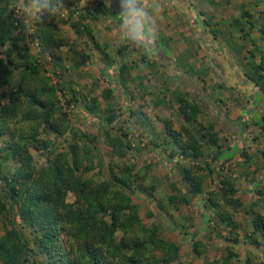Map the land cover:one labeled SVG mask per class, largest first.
Segmentation results:
<instances>
[{"label":"trees","instance_id":"16d2710c","mask_svg":"<svg viewBox=\"0 0 264 264\" xmlns=\"http://www.w3.org/2000/svg\"><path fill=\"white\" fill-rule=\"evenodd\" d=\"M64 3L65 13L61 10L51 18L33 20L28 31L15 5L0 0V264H182L179 242L162 236V223L147 225L143 210L147 219L161 217L171 229L179 228L180 236L190 234L192 254L200 259L207 245L195 231L188 230L196 229L190 216L176 215L195 200H201L203 211L211 214L206 221L207 240L213 234L226 242L223 253L204 258L202 264L235 263V246L240 244L243 229L234 217L241 210L249 216L251 226L244 241L264 247V186L256 184V200L245 206L238 196L239 178L231 165L225 166L228 159L221 160L226 140L219 112L208 114L181 87L162 88V95L153 98L149 84L156 75L157 61L143 51L133 59L129 44L117 45L112 54L110 45L97 38L96 24L108 14L105 2L98 0L91 8L81 0ZM256 14L255 21H262L258 38L264 45V8ZM251 20L252 14L242 10L227 27L250 38L255 47L251 36L255 21ZM204 23L214 37L221 33V22ZM68 31L74 40L67 39ZM162 41L171 43L169 38L156 40ZM78 46L83 50L78 51ZM92 49L97 51L95 65L101 76L116 69L117 84L136 103L129 105L125 127L117 123L122 114L119 104L113 102V87L100 88L98 78L91 84L73 79L81 66L94 62L96 52L89 53ZM256 54L243 59H251L245 65L247 76L264 95L263 49L256 48ZM222 89V85L212 86L213 93ZM215 101L222 103L219 97ZM166 106L182 120L179 127L172 115L156 118L159 126L147 116V109ZM70 107L81 108L97 119V132L72 124L65 112ZM202 116L209 120L203 122ZM249 125L257 124L252 121ZM260 129L264 132V124ZM136 134L133 143L131 136ZM101 139L107 147V162L99 147ZM145 140L153 149L162 147L180 176L179 181L167 183L169 191L162 196L157 193L155 178L138 170L130 156ZM33 153L45 155L46 163L37 167ZM259 153L264 160V150ZM242 157L249 163L255 156L243 152ZM220 160L222 164L216 166ZM254 164L252 182L263 169V164ZM208 178L217 182L205 191ZM180 183L184 191L178 187ZM132 195H142L146 203H135ZM149 205L154 209L149 210ZM259 264H264V257Z\"/></svg>","mask_w":264,"mask_h":264},{"label":"crops","instance_id":"0c3cea01","mask_svg":"<svg viewBox=\"0 0 264 264\" xmlns=\"http://www.w3.org/2000/svg\"><path fill=\"white\" fill-rule=\"evenodd\" d=\"M102 1L105 2L108 8V14L99 19L95 32L98 33L97 38L99 39L100 37V41L110 45L111 53L114 54V48L117 45L129 43L120 39L118 19L116 17V0ZM205 2L206 0H156L157 7L154 9V17L158 26V38H162L164 35L165 38L171 39L172 50H181V52L186 53L188 47L192 48L193 58H201L202 65H199V70L195 68L197 72L190 71L188 65H180L174 58L169 56L170 47L168 43L164 45L163 41V44L156 42L157 54L149 57L157 61V70L159 72L156 73L150 82L154 84L159 81L156 78L157 74L163 73L165 70L167 75L174 79L173 82L169 83L171 90L174 89L173 85H180L182 89L190 94L193 100L201 104L205 112L207 111L208 114H211L218 111L220 116H222V128L224 129L222 135L226 140L224 144L227 143L224 145L225 153L221 160H224V158L235 159L238 156V159L232 165L235 167L234 170H240L244 174L243 177L251 179L252 171L257 166L252 161L249 163L243 161L242 153L247 152L244 150V146L252 148L255 142L260 144V141L264 144L262 131L260 127L259 130L256 128L258 124L260 126L264 124V95L260 93L253 81L247 76L248 71L245 67L247 60L243 59L247 52L255 53L254 47H246L249 50H246V54L243 53V48L242 51L238 50L241 48L238 46L239 43L243 45L249 41V38H243L242 33L239 31H237V34H232V39H229L230 34L226 30L221 31L220 34L214 37L210 32L211 29L206 27L204 23L205 20L211 23L207 19V15L210 12L205 9ZM95 3L89 5L87 0H81V4L89 5L90 8ZM252 35L258 37V32L257 34L253 32ZM90 45L92 47V44ZM93 51L94 49L91 50V52ZM129 52L133 54V59H138L142 50L130 45ZM200 70H205L207 74L204 76L205 72H200ZM159 82L162 83V81ZM207 85L209 86L207 87ZM213 85L223 86V89L218 93L221 97L224 96L223 100L228 102L219 103L215 101V95L213 98L211 97L213 93H211V87ZM240 100L245 101L248 106H244L239 102ZM231 104L234 105V109H231L233 112H229L228 109ZM245 110L250 112V115L248 114V125L252 121L257 125L252 127L249 125L245 131H242L238 127L236 119L239 116H245ZM226 112L230 113V116ZM241 158L243 159L241 160ZM262 164L264 166V163ZM245 172H248L249 176H246ZM257 176L259 178L255 180L254 186L256 184L260 187L264 186V167L259 170Z\"/></svg>","mask_w":264,"mask_h":264},{"label":"rangeland","instance_id":"374dc122","mask_svg":"<svg viewBox=\"0 0 264 264\" xmlns=\"http://www.w3.org/2000/svg\"><path fill=\"white\" fill-rule=\"evenodd\" d=\"M26 0H10V3L15 5V11L17 13V15L20 17L21 22H23L25 28L28 31H31L33 26V19L31 17V15H25V14H21V9L24 10L25 13H27L29 11V9H24V4H25ZM204 3V2H203ZM83 5V4H82ZM264 8V0H206L205 2V9H207V11L210 12L209 15H207V19L210 20V22H215V21H219L221 22V30L220 31H225L229 34H237V29H230L227 27V24L229 22H231L233 20V18L239 16L240 12L242 10H246L248 11L250 14H252V20L255 21V19L257 18V14L256 12H259L261 10H263ZM63 13H65L64 10H62ZM264 17V15H263ZM251 20V21H252ZM105 21V19H104ZM262 24V21H255L254 22V33L257 34L260 25ZM248 25H246L247 28ZM159 30H161L159 28ZM240 34V33H238ZM67 39L69 41L74 40L75 37L72 33V31H68L66 33ZM252 39H254L255 42V47H254V51H255V55L256 54V48L259 49H263L264 50V45L261 42V40L257 37L252 35ZM99 37V36H98ZM161 37V36H159ZM165 37L163 35L162 39ZM100 39V37H99ZM228 39V37H227ZM250 39V38H249ZM101 40V39H100ZM80 43L82 44V41H80ZM165 43V42H164ZM242 44L239 43V48L237 46V49L239 51H242ZM253 46L252 43L250 41H248L247 43L243 44V49H244V54H246L247 48ZM82 46H78L77 49L78 51H82L83 49H81ZM170 47V51H169V56H171L172 58H174V60H176L180 65H188L189 70L195 71L197 72V70H195V68H198L199 70V65L201 64V58H193L192 56V48L187 49L186 53L181 52V50H172V42L169 44ZM247 50V51H246ZM89 51V50H87ZM86 51V52H87ZM96 55L94 57V62H88L85 63L83 66H81L80 71L78 73H75L76 75L73 76L74 80H77L79 83L82 84H91L96 78L99 79L100 81V88H109L110 86L114 88V103H118L119 107L121 109V116L118 119V124H122V126H126V120L129 119V105L134 106L136 103H132L131 101L128 100V97L126 95H124L122 89L119 87V85L117 84V71L116 69H112L113 72L107 74V76H105L104 78L101 76V72L98 70L97 66L95 65L96 62L95 60L98 59V55H97V51L95 50ZM94 51L91 52L90 50V56H93ZM249 52H247L246 56L248 55ZM243 54V55H244ZM190 60V62H189ZM251 59L248 58L247 61H250ZM255 61L258 62V56H256ZM189 65H192V68L189 67ZM202 65V64H201ZM248 71V69H246ZM250 71V70H249ZM155 72H159V70H155ZM200 72H205V70H200ZM84 74V75H83ZM86 74H90V76H86ZM206 74V72L204 73V75ZM154 78V77H153ZM157 80L162 81V83H160L159 81H156L154 84L150 82V86H151V91H152V97L154 98L156 95H162V93L164 92L163 89L165 90V88H169L171 90V85H169L170 82H173L174 79L170 78L169 75L167 74H163V73H158L157 74ZM164 82L166 84H164ZM209 85H207L208 87ZM215 86V85H213ZM174 88H178L180 89V85H173ZM130 90H133V85H130ZM163 88V89H162ZM212 88V87H211ZM99 91H97L98 93ZM173 93V92H172ZM212 93V90H211ZM221 93V92H220ZM261 93V92H260ZM169 95V94H168ZM167 95V96H168ZM215 95V98H220L222 103H226L228 101L223 100V97H221V95H219L218 91L215 92L214 94L212 93V98ZM148 97L144 98V101L147 100ZM144 101H139V104L144 103ZM101 104L103 105V101H100ZM146 102V101H145ZM239 102H241L244 106H248V104H245V101L240 100ZM234 109V105H229L228 109L229 112L232 111L231 109ZM65 112L67 113L69 119L72 121V124L76 125V126H81V128L89 130V132L91 133H96L97 132V126L96 121L97 119H95L94 117H91L90 115H88V113L85 112V110L81 109V108H74V107H70L69 109L66 108ZM233 112V111H232ZM236 112V110H235ZM245 116H239V118L236 119V122L238 124L239 128H243V125L248 124V114L250 115V112L246 111ZM147 116L150 117L152 120H154V123L156 124V126L160 124V122H156V118H160V119H167L170 118V116L175 120V127H179V125L182 123V120H180V118H178V115L175 111H173L171 109L170 106H166V107H157L155 109L149 108L146 111ZM171 113V114H170ZM227 113V112H226ZM228 116H230V113H227ZM264 117V116H263ZM209 120V118L207 116H202V121L203 122H207ZM262 123V122H261ZM252 127V126H251ZM260 124L257 125V129L259 130ZM263 136H264V132H262ZM137 134L133 136H131L132 138V142H135V138H136ZM252 138V135H251ZM103 139H101V143L99 144V147L101 148V153H102V158L103 160H105L106 162L108 161V157H106V152H107V147H105V145L103 144ZM146 140L143 141L142 144H139V151L134 150L131 153V158L137 163V168L138 170H142L144 169V171L148 172L149 176H153L155 178V180L157 181V193L162 196L163 194H166V192H168L169 188L167 187V183L170 182H174V181H179V174H178V170H176L172 165L173 163L170 162L167 153H165V156L163 154L162 147L158 148V149H153L152 145H146ZM227 143H225L224 145H226ZM145 145V147H143ZM244 150L247 151V154L249 155H255V157H253V159L251 160L252 163H259V166H262V162L264 160L261 159V156L259 155L258 152L263 151L264 150V144H262V142L260 141V144H257L256 142L254 143V146L252 148L250 147H246L244 146ZM33 157H34V162L35 165L37 167H40L42 165H44L46 163V158L45 155L39 154V153H33ZM131 159V161H132ZM225 159V158H224ZM238 159H228V162L225 163V166L229 167L233 170V173L239 178L238 179V184H237V189H238V196L240 197V199L242 200V202L244 203L245 206L250 205L254 200H256V196H255V186H254V182H256L255 180L252 182L251 179L243 177L244 174L243 172H241L240 170L237 171L234 170L235 167H233L232 165L235 163V161ZM240 159V158H239ZM243 158H241L242 160ZM244 161V160H243ZM222 161H216L214 164L216 166L221 165ZM264 163V162H263ZM10 169L13 170L15 169V166L10 164ZM264 167V166H263ZM252 170V169H251ZM257 180V179H256ZM217 180L214 179V181H210V179L208 178L207 182L205 183V191L208 189L213 188L216 185ZM169 185V184H168ZM178 187L184 191L185 187L184 185H182L181 183L178 184ZM166 197V196H165ZM132 199L135 203H146V201L143 200V196L142 195H132ZM149 210H153V205H149L148 206ZM186 208H182L180 210V212H178L176 215L179 216L180 214H187L188 216H190L192 218V222L195 224L196 229L188 227V230H190L191 232H196L197 234V238H200L206 245H207V252L204 255L203 258H195L192 254L191 251V241L189 240V235L186 236H180L178 234V230H180L179 228H174L175 230H173V228L171 229L170 226L167 225V221L164 218L161 217H156L154 219H147L145 217V211L143 210L141 212V216L142 219L147 222V225H151L152 223H156L158 224L159 222L163 224V227L161 229V234L164 238L168 239V240H177L179 242L180 245V262L182 264L185 263H191V264H202L203 259L204 258H209L212 259L214 257H218L221 253H223L224 247L226 245V242H223L221 239L215 238L214 235H211V240L208 241L207 240V236H208V230L207 228V219L208 216H211V214H209V212H204L201 206V200H195L192 203V206L187 208L186 210H184ZM249 207H248V211H249ZM255 209V208H254ZM256 211L259 210L258 207H256L255 209ZM156 212V211H155ZM158 215V214H155ZM176 216V217H177ZM235 220L238 221L241 226H242V232H241V237H240V244L238 246H235V251L238 254V258L235 261L234 264H246V260L251 258L252 259V263L250 264H259V262H261V260H263L264 257V247L263 246H259V247H254L253 245H248L244 240V236L245 233L248 230H251V226H250V222L249 220V216L246 214V212L244 210H241L239 213H237L235 215ZM171 229V230H170ZM255 256L256 259L252 258V255Z\"/></svg>","mask_w":264,"mask_h":264},{"label":"clouds","instance_id":"9594fccd","mask_svg":"<svg viewBox=\"0 0 264 264\" xmlns=\"http://www.w3.org/2000/svg\"><path fill=\"white\" fill-rule=\"evenodd\" d=\"M116 17L120 39L146 55L157 54L158 26L154 17L156 0H116ZM65 8L64 0H26L21 14L31 15L35 21L51 18Z\"/></svg>","mask_w":264,"mask_h":264},{"label":"built area","instance_id":"2783aa9c","mask_svg":"<svg viewBox=\"0 0 264 264\" xmlns=\"http://www.w3.org/2000/svg\"><path fill=\"white\" fill-rule=\"evenodd\" d=\"M96 1H97V0H87V2L89 3V5L92 4V3H95ZM89 5H88V6H89Z\"/></svg>","mask_w":264,"mask_h":264}]
</instances>
